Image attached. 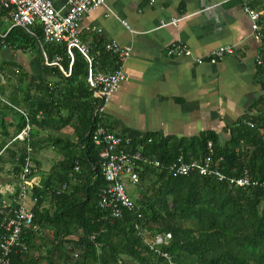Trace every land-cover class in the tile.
Masks as SVG:
<instances>
[{
  "label": "trees",
  "instance_id": "1",
  "mask_svg": "<svg viewBox=\"0 0 264 264\" xmlns=\"http://www.w3.org/2000/svg\"><path fill=\"white\" fill-rule=\"evenodd\" d=\"M3 15L0 8V34L5 35L0 37V47L6 45L22 51L33 48L42 61L43 49L49 61L60 55L63 68L68 70L70 59L64 44L44 42L38 25L33 27L35 36L18 26L8 31L10 25L2 21ZM262 31L264 37V23ZM103 47L104 44L99 57L111 63L113 70V57L104 53ZM92 62L95 68L94 58ZM43 68L59 80L49 86L43 79L37 82L31 79L18 91L35 129L30 135L33 153L51 144L63 156L50 167L42 185L33 189L37 199L33 222L39 230H51L52 235L45 255L36 257L30 250L38 247L39 231H25L23 240L29 244V250L13 253L10 264H41L42 257L45 260L42 264H168L167 259L151 251L145 242L167 233L171 235L169 243L158 247L167 251L176 264H264V143L260 132L264 128V111L245 116L232 126L224 144L213 132H202L191 139L118 133L131 136L134 145L143 144V152L158 158L163 166L143 168L138 182L126 184L134 209L124 211L121 218H113L98 206L106 181L99 167V148L91 132L97 122L106 123L104 115L99 119L93 116L98 99L86 83L87 61L75 50L68 76L55 66L43 65ZM4 69L5 64L1 63L0 72L5 79L2 83L0 78L1 96L8 87ZM24 82L26 78L20 73L18 84ZM31 88L36 90L34 95L29 93ZM8 99L20 103L11 91ZM39 111L43 115L41 119L37 118ZM16 114L17 133L25 119L22 114ZM66 124L73 128L74 138L43 133L47 127L59 129ZM209 140L213 143L214 161L227 176H239L247 169L257 184L230 188L226 181L198 174L173 175L168 171L167 164L179 154L185 159L203 156ZM4 144L2 141L0 148ZM16 146L18 163L11 179H17L25 152L22 141ZM5 151L14 153L12 147ZM10 159L13 158L5 157V153L0 155L1 163ZM76 166L78 171L74 170ZM63 184H67L64 189ZM46 198L53 203L52 210L43 206ZM143 231L148 234L144 235Z\"/></svg>",
  "mask_w": 264,
  "mask_h": 264
},
{
  "label": "crops",
  "instance_id": "2",
  "mask_svg": "<svg viewBox=\"0 0 264 264\" xmlns=\"http://www.w3.org/2000/svg\"><path fill=\"white\" fill-rule=\"evenodd\" d=\"M245 5L260 13L258 24L263 33L264 0H105L84 15L79 40L94 58L96 70H112L111 63L99 57L106 41L113 40L131 49L123 67L127 78L106 105L104 126L115 133L183 139L213 132L224 144L232 126L245 116L263 112L264 75L256 65V55L264 51V37L260 41L254 39ZM171 18H179L176 25L159 27L161 21ZM173 42L185 43L191 49V56H168L166 48ZM220 45H231L234 52L216 63L195 61L196 57L206 58ZM1 63L5 64L8 83L2 99L11 103L8 99L11 91L20 103H11V106L0 100L3 123L0 143L5 141L0 155L5 153V157L13 158L0 162V187L7 183L15 185L11 175L18 163L16 144L21 141H10L16 133V113H20L13 105L24 110L27 106L18 89L25 88L31 79L36 82L43 79L47 83L59 80L43 68L44 62L33 48L22 51L3 45ZM20 73L26 82L18 84ZM0 78L3 83L2 73ZM35 91L31 88L30 95ZM43 133L74 138L69 124L59 129L47 127ZM9 147L14 153H6ZM62 159V154L51 144L33 153L35 171L31 176L37 186L48 177L50 167ZM43 206L53 209L48 198Z\"/></svg>",
  "mask_w": 264,
  "mask_h": 264
},
{
  "label": "built area",
  "instance_id": "3",
  "mask_svg": "<svg viewBox=\"0 0 264 264\" xmlns=\"http://www.w3.org/2000/svg\"><path fill=\"white\" fill-rule=\"evenodd\" d=\"M104 2L105 0H0V8L4 10L2 21L9 23L10 27L18 26L35 36L33 27L38 25L41 27L44 42H57L65 45L66 53L70 59L68 70L63 68L60 55H55V58L49 61L44 50L41 49L45 65L57 66L63 75L68 76L75 50L86 59V83L93 91V97L98 99V104L93 111V116L98 119L105 114L106 105L110 97L118 90L119 84L127 78L123 67L131 52L128 46H121L113 40L106 41L103 51L113 57L115 68L112 71L103 72L93 67V58L88 48L79 40L80 22L84 15ZM244 8L251 20L253 37L260 41L263 37L258 24L260 13L247 5ZM178 21L179 18L161 21L159 27L176 25ZM121 22L127 26L125 20H121ZM233 52V46L220 45L212 49L206 58L196 57L195 61L198 64L216 63ZM166 53L171 57L191 56L192 54L191 49L183 42L171 43L166 48ZM256 65L264 75V51H260L256 55ZM16 72L18 71L16 70ZM48 84L52 86L51 83ZM0 99L3 100L1 93ZM3 101L11 105L8 101ZM13 108L23 115L25 123L10 141H22L25 145V152L20 165V173L17 179H14L15 185L7 183L0 187V264H10L13 253L29 250V244L23 240L25 231L30 230L36 233L40 231L39 226L33 222V206L31 205V203L35 204L37 200L33 195V189L37 186V182L31 176V173L35 171L33 148L30 143L34 125L26 110L16 107V105H13ZM42 117L43 115L39 111L37 118L41 119ZM247 123L250 127H254L252 122ZM260 132L264 143V128ZM91 138L99 148V167L106 181V185L101 188L99 194L98 206L108 212L111 217L121 218L124 211L134 209L126 184L138 182L141 169L160 168L163 165L158 158L143 152V144L134 145L131 136L115 133L107 129L101 122L96 123L91 132ZM205 149V154L197 158L185 159L182 154H179L167 164L166 168L173 175L198 174L214 178L219 182L226 181L230 188L257 184L247 169H244L239 176H227L214 161L212 141H207ZM74 170L78 171V166ZM72 180H75L74 176ZM66 186L67 184H63L62 189ZM138 216L140 217V214ZM143 234H148V231H143ZM170 238L171 235L167 233L164 236H155L153 241L145 240V242L151 251L157 252L167 259L168 264H176L167 251H160L158 247V245L168 244Z\"/></svg>",
  "mask_w": 264,
  "mask_h": 264
},
{
  "label": "rangeland",
  "instance_id": "4",
  "mask_svg": "<svg viewBox=\"0 0 264 264\" xmlns=\"http://www.w3.org/2000/svg\"><path fill=\"white\" fill-rule=\"evenodd\" d=\"M49 154V153H47ZM49 156V155H48ZM48 157L46 156L45 159H47ZM51 230H47V229H41L38 233V247L37 248H32L30 251L33 254V256L36 257H41L43 255H45V250L47 248V246H49L50 244V239H51ZM44 258H40V263H44Z\"/></svg>",
  "mask_w": 264,
  "mask_h": 264
},
{
  "label": "water",
  "instance_id": "5",
  "mask_svg": "<svg viewBox=\"0 0 264 264\" xmlns=\"http://www.w3.org/2000/svg\"><path fill=\"white\" fill-rule=\"evenodd\" d=\"M11 27H13V26H11ZM11 27H10V28H11ZM10 28L8 29V31L10 30ZM0 37H5V35H1V34H0ZM37 41H38V40H37ZM38 45H39V47H40V43H39V41H38ZM0 76H1V73H0Z\"/></svg>",
  "mask_w": 264,
  "mask_h": 264
}]
</instances>
